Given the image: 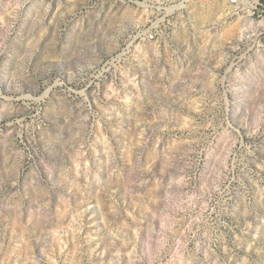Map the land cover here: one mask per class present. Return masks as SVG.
Instances as JSON below:
<instances>
[{
  "label": "rangeland",
  "instance_id": "1",
  "mask_svg": "<svg viewBox=\"0 0 264 264\" xmlns=\"http://www.w3.org/2000/svg\"><path fill=\"white\" fill-rule=\"evenodd\" d=\"M0 264H264V0H0Z\"/></svg>",
  "mask_w": 264,
  "mask_h": 264
}]
</instances>
